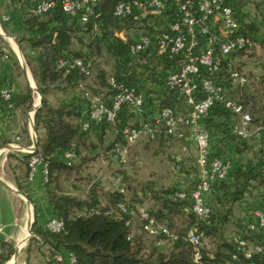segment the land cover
<instances>
[{"label":"trees","instance_id":"1","mask_svg":"<svg viewBox=\"0 0 264 264\" xmlns=\"http://www.w3.org/2000/svg\"><path fill=\"white\" fill-rule=\"evenodd\" d=\"M12 1L21 8L23 15L22 35L17 38V42L36 84V90L41 96V105L33 117L37 134L34 154L47 168L45 189L51 206L50 216L63 223V229L59 233H51L45 227L39 226L36 215L34 216L32 236L24 252V264H30L29 257L34 247L46 257L47 264H63L58 258L61 248L73 259L70 264H230L234 255L237 258L236 264H264V251L246 258L242 252L237 251L232 241L233 236H236L246 241L251 248L264 243L260 232L248 229L253 211L264 212V138L238 137L233 133V126L238 123V118L220 106L212 108L201 122L210 136V156L230 164L232 153L240 160L235 167L231 168L230 165L226 180L217 181L212 186L209 193L212 204L208 205L205 198V203L212 212L207 221L199 220L193 213L189 198V192L198 184L200 175L195 164V155L192 158L188 156L192 159L189 160L192 168H182L185 166L184 157L193 146L187 140L168 135L163 126L153 139L144 136L141 138L147 141L178 143L179 151L171 157L174 165L172 171L176 174L181 173V169L185 171V186L169 185L157 189V184L151 181L130 187L123 183V176H117L112 182L113 188L104 194V203L100 201L95 186L91 184L88 185V194L83 198L62 188L63 182L69 181L73 173L78 175L81 172L76 166L77 163H86L90 156H125L128 148L127 153L121 156L111 153L116 144L121 147L128 146L122 136L124 128H138L143 122L152 126L158 112L165 107L182 115L188 113L189 108L183 96L165 86L166 76L170 70L175 69L177 60L158 57L155 42L145 52L138 55L130 53V46L136 39V35L130 36L133 34L130 30L133 24L130 20H120L113 16L114 7L120 0H100L95 6L94 14L86 23H81L78 17L64 13L61 0H55L54 5L42 15H33L30 10L44 0ZM240 7L235 2L240 32L249 36L254 46L249 51L237 52L229 60L230 65L247 78L241 94L237 96L232 92L231 96L249 109L252 116L251 127H264V75L250 81V77L243 71L244 65L233 61L235 55L243 56L255 48L252 34L260 27ZM116 31H123V38L116 36ZM160 33L148 29L142 34L156 36ZM94 50L99 54L104 50L114 60L113 73L105 77V82L101 79L106 84V94L91 90L85 83L92 76ZM74 59L91 62L90 74L85 75L81 70L65 73L57 68L59 60ZM138 62H145L141 66V72H137L135 67ZM151 62H156V65ZM227 67L228 62L223 63L225 71L222 80L225 84L228 83ZM261 70L264 72V66ZM111 78L135 88L144 101L143 113L136 115L123 106L113 124V127L117 124L119 130L115 140L107 146V150L101 151L99 144L104 145L105 134L111 125L90 123L89 128L83 130V124L89 121L90 110V100L85 94L99 96L110 104V98L114 94L109 86ZM53 86H62L58 91L66 96L53 102L49 98L55 94ZM32 93V89L27 87L22 96L4 103L8 105L17 102L24 104L29 110L33 104ZM132 118L135 123L130 126L128 120ZM93 139H96L97 146L92 144ZM184 146L187 147L186 153H182ZM68 153L74 154L73 158L67 159L65 154ZM249 153L250 156L247 157ZM30 157L29 154L22 156L27 173L30 172ZM176 157L180 160L177 161ZM74 180L80 182V178ZM71 188L78 189L72 185ZM17 190L30 201L21 185H17ZM182 192L186 194L184 199L177 196ZM134 200H148L152 204L144 208ZM236 207L239 210L237 220L234 219ZM149 221L153 222L156 230L154 235L147 232ZM233 222H236V227L226 236V227ZM136 224H139L145 236L152 238V248L144 247L143 241L134 232ZM193 227L201 235L198 261L194 260L192 246L183 240ZM163 229L167 234L162 232ZM205 237L210 240L209 244H205ZM1 249L0 264H5L13 254V247L5 243Z\"/></svg>","mask_w":264,"mask_h":264},{"label":"built area","instance_id":"2","mask_svg":"<svg viewBox=\"0 0 264 264\" xmlns=\"http://www.w3.org/2000/svg\"><path fill=\"white\" fill-rule=\"evenodd\" d=\"M99 1L61 0V7L68 16L78 17L81 23H86L94 14ZM54 2L55 0H44L35 5L30 12L33 15H42L54 5ZM234 5L235 0H120L113 10L115 18L130 20L133 24L130 30L136 35V39L130 46L132 55L145 52L155 42L158 57L177 60L175 69L170 70L166 76L165 86L168 90L182 95L189 108L188 113L182 115L165 107L158 112L152 126L143 122L138 128L126 127L122 130V136L128 144L135 143L143 136L153 139L163 126L164 132L168 135L191 143L195 149V164L200 175L198 184L189 192V198L193 213L202 221H207L212 214L205 203L206 194L211 192L215 182L226 180L230 170L228 162L210 156V136L202 126V120L212 108L220 106L238 118V123L233 126V133L238 137L264 138V127H251L252 116L249 109L231 96L232 92L237 96L241 94L247 84V78L237 68L232 67L229 60L237 52L249 51L254 46L253 40L240 32ZM217 24L222 29V35L214 31ZM148 29L161 33L156 36L142 34ZM115 35L123 38V31H116ZM225 62H228L227 84L222 80ZM91 67V62L79 59L59 60L57 63V68L65 73L81 70L85 75H89ZM109 86L114 91L110 104L99 96L85 94L90 100V110L89 121L83 124V130H87L90 123L113 125L123 106L136 115L143 113L144 101L136 93L135 88L118 83L113 78L109 80ZM1 98L8 102L11 99L10 93L2 92ZM31 147L24 150L31 155L28 162L30 176L35 173L37 166H41L43 176L47 179V168ZM186 152L187 147L184 146L182 153ZM111 153L115 156L124 155L127 153V147L116 144ZM73 156L71 153L65 154L67 159ZM176 160L179 161V157H176ZM118 181L117 178L116 183ZM185 195L183 192L177 194L180 199H184ZM251 219L248 229L260 232L264 239V212L254 210ZM45 228L51 233H59L63 229V223L50 216ZM146 229L150 235L156 233L152 221H149ZM162 232L167 234L164 229ZM183 240L192 246L194 260L198 261L201 246V235L198 230L193 227ZM232 241L237 251L242 252L246 258H250L253 253L264 251V243L251 248L246 241L236 236H233ZM236 260L234 255L230 264H236ZM70 261L73 262V259Z\"/></svg>","mask_w":264,"mask_h":264},{"label":"crops","instance_id":"3","mask_svg":"<svg viewBox=\"0 0 264 264\" xmlns=\"http://www.w3.org/2000/svg\"><path fill=\"white\" fill-rule=\"evenodd\" d=\"M240 9L246 16L252 17L250 8L241 6ZM252 18L254 19V17ZM22 22L21 8L12 0H0V179L12 188L17 189V185L23 187L24 193L30 199L33 220L36 215L38 225L45 227L46 221L50 218L51 206L46 198L42 168L37 166L35 173L30 176V172L27 173L26 164L22 163V156L27 154L24 150L33 145L30 120L34 117L33 108L39 100V96L34 98L33 88H36V84L33 78L30 80V72L25 74L22 67L17 68L14 61L15 58H23V53L17 42V38L22 35ZM255 22L259 26V22L257 20ZM214 31L222 35V29L218 24L215 25ZM263 33L260 29L252 34L255 45L264 39ZM233 61L244 65L243 71L250 77V81L264 75L262 68L260 70L248 68L245 56L235 55ZM27 87L33 91L31 109L28 110L24 104H17V102L5 105L1 98L2 92L8 91L11 99L15 100L25 93ZM34 134L37 137L36 132ZM239 160L231 153V168L235 167ZM0 198L2 199L0 201V249L2 244L6 243L10 244L14 250L16 244L23 241L27 234L28 223L20 217L19 206L15 204L22 198L17 194L9 193L8 189L2 186H0ZM205 198L208 205L212 204L213 200L209 194H206ZM3 253H5V249H3ZM58 258L63 264H70V255L62 248ZM13 262L11 259L5 264H13ZM29 263L47 264V259L37 251L35 254H30Z\"/></svg>","mask_w":264,"mask_h":264},{"label":"rangeland","instance_id":"4","mask_svg":"<svg viewBox=\"0 0 264 264\" xmlns=\"http://www.w3.org/2000/svg\"><path fill=\"white\" fill-rule=\"evenodd\" d=\"M242 7H248L251 9L252 17H254L257 22H259V30L261 29L262 33L264 32V0H255V1H246V0H235ZM264 34V33H263ZM135 34H131L130 36L134 37ZM22 52V51H21ZM23 55V54H22ZM94 60H93V70L92 76L90 79L86 80L85 83L88 88L93 91H98L101 93H107L105 77L113 73V64L114 60L111 56H109L104 50H101L99 54L96 50L93 52ZM248 61L247 67L253 70H260L264 66V39L256 44L255 48L249 52L244 54ZM17 68H21V62H23L26 66L27 72L29 71L28 66L26 64L25 58L19 57L14 59ZM153 65H156V62H151ZM145 62H138L135 65L137 72H141V66L144 65ZM31 75V74H30ZM32 80V76L29 77ZM101 79H104L102 83ZM99 86V87H98ZM62 87V86H61ZM61 87L53 86V90L55 94L49 97L53 102L56 99L65 97L66 95H62L60 93ZM63 88V87H62ZM57 93V95H56ZM38 95L35 92L34 98H37ZM32 116V114H31ZM131 125H134V118L128 120ZM117 124L115 127L111 125V128L107 130L105 134L104 140L105 143L103 146L100 143V149L107 150V146L110 145L114 140L118 133ZM250 141V140H249ZM93 145H96V139L92 141ZM251 142V141H250ZM251 144V143H249ZM97 146V145H96ZM128 153L125 156L121 157H113L108 156V154L102 155H94L90 156L86 163H77L78 170L81 172L76 175L73 173L71 179L67 182H63L62 188L70 193L77 194L79 197H85L89 191V184L95 186L96 194L99 196L101 202L105 201V193L113 188L112 182L115 181L117 176H123V183L126 186H133L137 183H145V182H155L158 188H166L167 186H185L186 185V177L185 171L181 173H174L172 171L173 162L171 161V157L174 154L178 153V143L177 142H161L157 141H147L145 139H140L135 143L128 144ZM195 155V149L192 147L191 150L188 151V155L184 157L185 166L190 167L192 158L191 156ZM190 156L191 158H189ZM250 156V153L246 155ZM195 158V157H193ZM192 160V159H191ZM80 166H84L81 168ZM78 172V171H76ZM180 174H182L180 176ZM80 178V182L74 179ZM44 184L46 183V179L44 178ZM95 184V185H94ZM72 186H76L78 189L73 190ZM9 193L15 194L11 190ZM26 198V197H25ZM29 202V200L26 198ZM0 201L2 199L0 198ZM135 201V200H134ZM136 203L143 205L144 208H148L151 206V201L148 200H137ZM19 206L20 217L25 219L28 223L29 218L33 217V209L32 207H27V202L24 199H19L16 203ZM239 210L238 207L234 209V219H238ZM233 222L226 227L225 235L228 236L234 231V227H236ZM134 232L136 235L143 241L145 248H152V238L145 236L140 229L139 224L135 225ZM31 238V237H30ZM29 238V240H30ZM205 244H209L210 240L205 237ZM27 243V242H26ZM26 243L22 245L21 250L19 252V257L17 260V264H24L26 256L25 249ZM45 251V250H44ZM36 247L33 248L32 254H35ZM42 255V253H40ZM12 255H10L8 261H11Z\"/></svg>","mask_w":264,"mask_h":264},{"label":"water","instance_id":"5","mask_svg":"<svg viewBox=\"0 0 264 264\" xmlns=\"http://www.w3.org/2000/svg\"><path fill=\"white\" fill-rule=\"evenodd\" d=\"M21 67H22V70H23V72L25 73V74H27V70H26V66H25V64L23 63V62H21ZM34 89V91L38 94V96H39V100H38V104L36 105V106H34V108H33V114L35 113V111H36V109L41 105V96H40V94L37 92V90H36V88H33ZM30 127H31V130H32V132H33V145H32V147H31V149L32 150H36V148H37V139H36V136H35V130H34V124H33V119H31L30 120ZM0 186H2V187H4V188H7V189H9V190H11L12 192H14L15 194H17L18 196H20L22 199H24L26 202H27V205H28V207H30V203L26 200V198L24 197V195L19 191V190H17V189H15V188H12V187H10L8 184H6L4 181H2L1 179H0ZM33 217L31 218H29V221H28V224H27V227H26V232H27V234H26V237L24 238V242L23 241H19L17 244H16V246H15V248H14V250H13V255H12V259H13V264H17V260H18V257H19V252H20V250H21V247H22V245L23 244H25L26 242H28V240H29V238L32 236V233H31V226H32V224H33Z\"/></svg>","mask_w":264,"mask_h":264}]
</instances>
